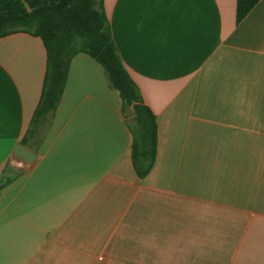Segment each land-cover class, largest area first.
Returning <instances> with one entry per match:
<instances>
[{"label":"crops","instance_id":"crops-1","mask_svg":"<svg viewBox=\"0 0 264 264\" xmlns=\"http://www.w3.org/2000/svg\"><path fill=\"white\" fill-rule=\"evenodd\" d=\"M236 8L104 0L157 118L143 179L131 109L96 60L73 59L57 110L29 137L47 51L27 33L0 38V264H264V0L239 24Z\"/></svg>","mask_w":264,"mask_h":264},{"label":"trees","instance_id":"trees-1","mask_svg":"<svg viewBox=\"0 0 264 264\" xmlns=\"http://www.w3.org/2000/svg\"><path fill=\"white\" fill-rule=\"evenodd\" d=\"M259 1L237 0V24ZM18 32L41 38L47 51L43 92L29 137L44 128L53 116L63 96L71 62L85 53L103 67L110 87L122 99L124 110L131 109L132 164L137 176L146 178L157 157V118L124 67L113 41L104 0H0V38ZM9 182L10 179H4L0 189Z\"/></svg>","mask_w":264,"mask_h":264},{"label":"water","instance_id":"water-1","mask_svg":"<svg viewBox=\"0 0 264 264\" xmlns=\"http://www.w3.org/2000/svg\"><path fill=\"white\" fill-rule=\"evenodd\" d=\"M14 157L18 161L24 162V164L29 165L33 164L36 160V154L30 151L29 149L23 147L22 145H18L14 150Z\"/></svg>","mask_w":264,"mask_h":264}]
</instances>
